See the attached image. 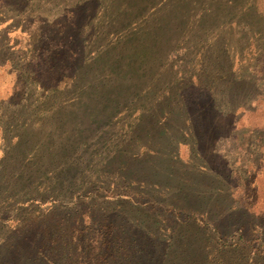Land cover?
Here are the masks:
<instances>
[{"label": "trees", "instance_id": "1", "mask_svg": "<svg viewBox=\"0 0 264 264\" xmlns=\"http://www.w3.org/2000/svg\"><path fill=\"white\" fill-rule=\"evenodd\" d=\"M155 1L113 0L107 12L108 20L122 15L124 29L135 22L131 38L148 42L140 50L123 53L117 42L115 53L85 57L82 72L53 86L31 77L33 100L49 106L29 130L35 141L27 130L8 138L1 131L8 146L0 145V264H264V103L238 105L240 83L251 82L240 66L236 72L230 64L223 88L207 81L216 71L209 55H201L211 63L206 71L209 61L198 60L201 75L158 70L153 54L165 35L158 11L185 17L191 6L211 11L212 2L157 0L148 20ZM229 1L240 5L247 35L256 34L255 1ZM151 21L157 28L147 27ZM260 69L264 75L263 60ZM220 92L229 94L218 99ZM81 107L90 113L85 125L76 122ZM119 110L137 115L128 125L112 122ZM243 126L241 146L256 158L241 184L229 187L230 174L222 177L210 162ZM181 142L191 161L178 157Z\"/></svg>", "mask_w": 264, "mask_h": 264}, {"label": "rangeland", "instance_id": "2", "mask_svg": "<svg viewBox=\"0 0 264 264\" xmlns=\"http://www.w3.org/2000/svg\"><path fill=\"white\" fill-rule=\"evenodd\" d=\"M93 1L95 0H0V65L2 68L3 64L7 63L8 70L13 73L11 95L0 101V135L5 134L4 129H8L5 134L7 138L25 136V130L31 135L32 132L29 130L38 126L36 124L39 122L36 120L43 121V112L37 114V111L45 109L49 104L40 98L38 101L33 100L35 96L38 97V93L32 86V76L36 78L37 74H40L41 82L53 86L50 83L60 76L66 77L82 72L80 66L85 57L90 58L102 51L115 53L114 46H117V42L120 44L117 48L123 49L122 52L127 54H132L148 44L139 37L131 38L133 32L131 29L135 28V22L124 29L121 24L124 22L122 15L108 20L107 12L113 0H96L92 3ZM119 1L125 0H114L116 3ZM210 1L211 11L206 12L200 6H191L185 17L173 13L169 15L165 8L159 10L157 14L155 9L161 5L156 4L157 0L150 5L153 8L149 7L146 10L145 16L148 20L158 15L157 22L165 33L159 46L161 50L153 54L157 55L162 64L158 70L169 67L170 71L178 72L177 77L189 72L191 75L195 73L201 75L203 73L200 71L198 60L208 62L209 58H203L201 55H209L214 59L216 71L211 77L206 78L207 81L215 87L223 88L226 85L225 80L232 78L229 74L230 64L231 71H239L237 68L240 66V71L244 73L239 75L249 76L251 82L240 83L242 88L239 92L238 105L252 107L263 104L264 75L260 65L262 60L264 61V0H254L256 16L260 22L259 30L250 37L246 33L245 18H241L242 16L238 18L239 4L236 10L231 4L232 1ZM105 13L106 17L102 23H98ZM212 14L215 16L211 18ZM154 21L148 22L147 27L157 28ZM166 34L171 35L168 42H165ZM229 40L233 42L232 45H237V53L235 47V50L227 49L228 44L225 43ZM229 53L233 54L231 60L230 57L227 59V55H231ZM210 64L209 61L205 69L203 67L202 69L206 71ZM252 64L258 66L260 71L251 68ZM251 70L253 74L250 73ZM54 76L56 78H53ZM58 85L61 88L64 82ZM228 94L220 92L217 98H227ZM31 103L40 105L34 109ZM89 115L90 113L81 107L77 111L76 122L85 125ZM111 115L112 122L118 119L122 125H128L137 113L132 118L126 111L120 110ZM239 124H242L241 120ZM46 129L49 130V125ZM237 129L236 139L222 145V149L216 152L219 157L210 162L222 177L230 174L231 178L225 181L229 187L241 184L244 166L251 165L256 158L255 155L250 156L241 146L248 134L245 127ZM36 139L34 133L29 137V141ZM1 143L3 148H7L8 144L6 142L3 144L0 139V145ZM189 151H192L191 148L181 142L177 155L184 162L191 161L190 156H193ZM235 195L234 201H241V193L236 192Z\"/></svg>", "mask_w": 264, "mask_h": 264}, {"label": "crops", "instance_id": "3", "mask_svg": "<svg viewBox=\"0 0 264 264\" xmlns=\"http://www.w3.org/2000/svg\"><path fill=\"white\" fill-rule=\"evenodd\" d=\"M12 77V73L8 70L7 63H4L3 67L0 70V99L7 97L11 92V89L13 87L11 82Z\"/></svg>", "mask_w": 264, "mask_h": 264}]
</instances>
